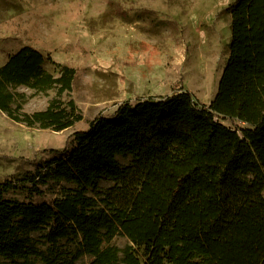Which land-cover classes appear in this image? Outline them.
I'll return each instance as SVG.
<instances>
[{"label":"trees","instance_id":"trees-1","mask_svg":"<svg viewBox=\"0 0 264 264\" xmlns=\"http://www.w3.org/2000/svg\"><path fill=\"white\" fill-rule=\"evenodd\" d=\"M231 15L230 57L209 107L190 92L123 103L115 117L75 133L67 158L19 182L33 196L51 183L75 189L51 202H22L4 197L18 184L1 185V259L142 264L138 248L145 264H264V0H239ZM47 62L31 47L9 58L0 69V111L28 128L63 132L83 120L74 101L62 100L76 70L55 76ZM21 87L57 97L27 113ZM119 157L133 161L124 167ZM103 179L114 187L101 192ZM117 236L133 246H105Z\"/></svg>","mask_w":264,"mask_h":264},{"label":"rangeland","instance_id":"rangeland-1","mask_svg":"<svg viewBox=\"0 0 264 264\" xmlns=\"http://www.w3.org/2000/svg\"><path fill=\"white\" fill-rule=\"evenodd\" d=\"M239 0H0V69L26 47L48 60L45 69L58 76L62 67L76 70L73 90L62 97L74 101L83 120L63 132L28 128L0 111V190L14 182L19 189L6 199L51 202L62 197L63 182L19 185L28 174L55 158H67L72 136L88 131L98 117L113 118L126 102L167 98L190 92L203 106L215 100L230 57L231 8ZM24 111L46 110L57 91L39 93L21 87ZM233 130L231 122H224ZM68 148V153L65 150ZM54 151L58 152L55 153ZM122 166L132 157H119ZM114 183L103 179L99 190ZM94 196V192H89ZM43 232H34L38 239ZM105 246H133L117 236ZM142 264L143 250L134 248ZM85 258L78 264H89ZM0 264L6 263L0 258ZM168 264V263H165Z\"/></svg>","mask_w":264,"mask_h":264}]
</instances>
